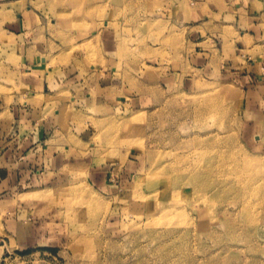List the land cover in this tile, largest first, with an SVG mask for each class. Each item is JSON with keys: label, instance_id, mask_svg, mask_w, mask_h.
I'll return each mask as SVG.
<instances>
[{"label": "rangeland", "instance_id": "1", "mask_svg": "<svg viewBox=\"0 0 264 264\" xmlns=\"http://www.w3.org/2000/svg\"><path fill=\"white\" fill-rule=\"evenodd\" d=\"M185 3L0 0V20L4 12L13 15L14 11L6 8L9 4L15 9L31 5L41 18L40 33L59 39L58 44L54 40L48 43L50 68L60 71L72 64L82 76L89 72V64L105 69L114 66L112 90L127 98L75 111L68 95L60 91V124L68 131L65 140L72 146L84 142L86 155L80 160L76 155L70 165L59 170L58 178L38 187L44 192L30 197L33 214L26 213L30 223H24L20 235L13 232L12 224L7 222L6 227L0 214V264H204L213 250L219 251L218 258H224L221 264H264V221L257 227L247 226L239 211L244 201L237 191L224 190L208 203L192 201L188 194L182 206L171 199L176 177L170 166L180 161L179 157L187 166L204 164L219 150L227 152L228 165L223 168L228 183H236L232 179H236L237 169L241 173L240 167L244 173L248 156L247 166L257 170V186L264 194V155L246 148L241 135L243 93L232 84L192 73L189 66L184 32L172 23L184 15ZM62 24L68 27L65 31ZM92 25L97 30L116 31L117 53L108 60L98 48L68 39L75 30L85 39ZM9 58L7 55L6 60L13 62ZM174 71L179 74L173 77V85L157 84L161 75ZM142 97L148 98L144 104L138 100ZM86 131L90 132L86 139L78 136ZM196 138L209 139L211 149L204 158L200 156L202 147L194 146ZM79 150L77 154L83 156ZM153 204L160 212L169 210L175 219L181 218L180 207L185 216L176 227L171 219L153 224L151 218L155 215L158 219L160 213L151 215L148 209ZM224 207L231 211L230 219H225ZM197 225L199 232L194 229ZM181 228L184 242L179 237L168 241V230ZM180 243L184 244L181 253L172 250Z\"/></svg>", "mask_w": 264, "mask_h": 264}, {"label": "crops", "instance_id": "2", "mask_svg": "<svg viewBox=\"0 0 264 264\" xmlns=\"http://www.w3.org/2000/svg\"><path fill=\"white\" fill-rule=\"evenodd\" d=\"M6 8L14 13L8 17L4 12L0 20V214L6 227L7 222L12 224L13 232L20 235L24 223H30L26 213L33 214L30 197L44 192L38 187L58 178L59 170L76 155L77 160L86 155L84 142L72 146L65 140L68 131L60 124V91L68 95L75 111L127 98L112 90L114 66L89 64V72L82 76L72 64L60 71L50 68L48 43L58 44L59 39L45 28L47 35L40 33L41 18L33 6ZM183 10L184 15L172 23L184 32L192 73L237 86L244 95V146L264 155V0H186ZM62 27V31L68 28ZM88 29L85 39L76 30L68 39L98 48L105 60L117 53L113 28L97 30L92 25ZM7 55L14 63L6 60ZM178 74L161 75L157 84L173 85ZM138 100L144 104L148 98ZM89 133L78 136L86 139ZM79 149L83 156L77 154Z\"/></svg>", "mask_w": 264, "mask_h": 264}, {"label": "bare ground", "instance_id": "3", "mask_svg": "<svg viewBox=\"0 0 264 264\" xmlns=\"http://www.w3.org/2000/svg\"><path fill=\"white\" fill-rule=\"evenodd\" d=\"M217 140L218 141H222V138H218ZM208 141H209V139H198V138L194 139V146L195 147L198 146V148L202 147V149H203V151L200 152L201 158H204L205 155L207 154V152L211 149V146L208 144ZM206 148H207V150H206ZM225 155H227V152L225 150H219V153H217V156H213V158H211L210 160H208L204 164L197 163L198 165H194V166H192V165L187 166L184 163L185 162L184 158L179 157L180 161H177L175 164L171 165L170 168H169V170L175 174L174 177H176V184H175V188L173 190V195H172L171 199H174V201H175L174 203L178 204V206H182V205H184V203L186 201H188V195H191L192 198H190V199L191 200L193 199L192 201H200L201 200L204 203H208V202H211V201L213 202L214 196L219 195L222 191L232 189L235 192L237 191L238 194L241 195L240 198L243 199L242 201H244L242 203V205H241V208L239 207L240 208L239 211L241 213H243L242 216H243V218L245 220L244 222L249 227L250 226L257 227L258 226L257 224L258 223L260 224V221H264V194H263V189L260 186H257V181H258V176L257 175H258V172H257V170H252L249 166H247V165H250V159H251L250 157L247 156L245 158L247 160V162H245L243 164L244 173L241 174L242 173V168L240 167L241 173L238 172V169H237L236 179H232V180H236V183H231V182L228 183L227 180H225L226 179L225 178V171H224L225 168H223V167H226L228 165L227 161L225 160ZM253 200H254V202H251ZM169 201H171V200H169ZM185 206H186V204H185ZM223 209H225V207ZM148 210H149V212L151 213L152 216H153L154 213L156 214V212H160V210L158 211V206L154 205V204L150 205ZM184 210H185V208H184ZM177 211H178V213L181 211L179 213V215L181 214V218L183 216H185V215H183V213H182L183 211H182V209L180 207H179V209ZM168 212H169V210H165V208H163L162 212L158 213L159 214L158 215V219H156L155 215H154L151 218V222L154 224V222H159V223L164 222L165 223L167 221V223H168L169 222L168 220L171 219L173 221V223H174V227L179 225L180 221L183 218L181 219L178 216V219H175V217H170V214ZM230 212H229V209H225V214H224L225 215V219H230L232 217L231 216L232 213H230ZM172 218H174L175 221ZM201 218L202 217H200L199 219H201ZM201 223H202V221H201ZM242 223H243V221H242ZM234 225H235V223H234ZM244 225L245 224H243V226ZM198 226H200V225H197L194 229L197 230ZM178 227H182V226H178ZM245 228H246V226H245ZM199 230H200V228L197 231L199 232ZM203 230L204 229H202V231ZM192 232H193V230H192ZM205 232L207 233V231H205ZM166 235H168V237H169L168 241H171V239H176L177 237H179L180 238L179 241L182 242V243L184 242L185 234H184V231H182V228H181V230L170 229V230H168ZM198 237H200V236L198 235ZM212 237H214V235ZM166 242H167V240L165 241V243ZM182 243H180L178 246L175 245L176 247L173 248L172 250H174L175 252H180L181 253L183 245H184V244L182 245ZM203 243H205V242H203ZM227 249H228V246H227ZM239 249L240 248H238V250ZM222 250H224V248ZM218 252H215L214 250L210 251V253L208 252L209 256L207 255L208 257L206 258L207 259L206 261H208V262L207 263L204 262V261H200V262H204V264H221V261H224V258L223 259L218 258L217 255H216V253H218ZM198 261H199V259H198ZM226 261H228V260H226ZM223 264H226V262H223Z\"/></svg>", "mask_w": 264, "mask_h": 264}]
</instances>
